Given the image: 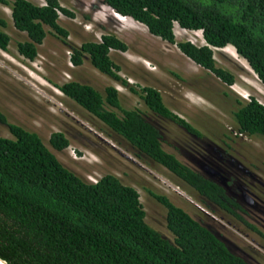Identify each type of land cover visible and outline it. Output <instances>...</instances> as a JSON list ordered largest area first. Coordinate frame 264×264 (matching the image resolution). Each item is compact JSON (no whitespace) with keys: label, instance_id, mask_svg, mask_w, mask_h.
<instances>
[{"label":"trees","instance_id":"trees-1","mask_svg":"<svg viewBox=\"0 0 264 264\" xmlns=\"http://www.w3.org/2000/svg\"><path fill=\"white\" fill-rule=\"evenodd\" d=\"M121 15L144 24L149 32L176 44L195 63L228 85L235 75L218 64L214 48L235 47L264 84V0H104ZM12 10L14 27L27 34L17 48L34 61L49 31L68 37L60 12L73 17L60 0L37 4L31 0H0ZM175 23L202 30L206 44L177 40ZM0 18V49L8 51L12 37ZM127 51V43L109 33L100 41L73 46L71 62L86 58L104 74L139 94L147 109L201 132L172 111L154 87L138 91L123 79L111 50ZM58 88L98 121L97 129L127 140L139 158L147 156L167 168L199 195L230 207L221 198L223 189L182 163L163 147L159 129L145 111L122 105L119 91L107 86L104 93L77 80ZM231 110L239 134L264 137V104L256 98H237ZM13 137L0 136V258L8 264H251L233 252L213 230L177 206L165 194H151L166 208V227L172 237L151 226L139 191L117 175L90 182L66 166L39 133L9 123ZM51 147L63 151L70 145L64 132H54Z\"/></svg>","mask_w":264,"mask_h":264},{"label":"rangeland","instance_id":"rangeland-1","mask_svg":"<svg viewBox=\"0 0 264 264\" xmlns=\"http://www.w3.org/2000/svg\"><path fill=\"white\" fill-rule=\"evenodd\" d=\"M93 1L60 0L74 13L69 17L60 12V23L68 30V37L49 31L34 61L19 53L17 44L25 40L27 34L14 27L11 8L0 3V18L7 21V32L12 37L8 51L0 49V113L9 123L39 133L59 159L86 180L97 182L107 174H114L125 184L135 187L140 193L148 223L164 236L172 237L166 227L167 210L151 191L167 195L251 264H264V234L247 223L221 219L219 213L202 205L192 189L179 185L180 181L167 168L139 158L137 150L121 136L111 138L99 131L98 121L58 88L72 80L90 84L103 93L107 86L116 87L122 105L144 110L147 118L160 127L164 148L183 160L171 144H175V139L190 137L187 131L150 112L139 94L99 71L89 58L75 66L71 62L73 46L100 41L105 34L117 35L128 45L127 51L113 49L110 52L120 67L118 74L138 91L149 86L160 90L167 106L204 136L213 134L209 125L213 121L225 127H238L231 112L236 97L246 101L256 98L264 104L263 82L232 45L214 48L218 64L236 77V82L230 86L187 57L176 44L151 34L146 25L138 21L127 25L114 18L112 8L104 0H100L103 7ZM174 30L179 41L205 44L201 31L184 29L178 23ZM61 131L70 140V145L57 151L50 146L49 140L54 132ZM0 136L13 137L8 125L1 120ZM241 141L244 149L240 146V153L245 154L248 165L264 181V137L244 135ZM248 221L264 233L262 222L257 224L249 218Z\"/></svg>","mask_w":264,"mask_h":264},{"label":"flooded vegetation","instance_id":"flooded-vegetation-1","mask_svg":"<svg viewBox=\"0 0 264 264\" xmlns=\"http://www.w3.org/2000/svg\"><path fill=\"white\" fill-rule=\"evenodd\" d=\"M111 13L114 18L124 21L127 25L135 24L129 18H123L113 10H111ZM211 120L213 121V119ZM148 121L150 120L148 119ZM150 122L159 129L162 135L158 124L153 121ZM209 125L214 131L210 136H204L202 133L199 136L178 125L186 130L190 137L187 136L184 140L175 139L173 141L175 144H171L184 157L183 160L177 154L171 153L175 154L182 163L201 176L219 185L224 192V196L221 198L230 209L199 195V193L186 186L183 182H180L179 185H182L185 189H192L202 205H205L211 211L219 213L221 219L231 218L247 223L253 230L263 235L264 233L261 230L248 221L249 218L253 219L257 224L258 222L264 224V181L248 165L245 154L240 153L239 147L241 146L244 149V144L241 143V140L244 139V134H239L235 128L231 126L225 127L216 121L209 123ZM143 157L151 160L147 156L143 155ZM183 200H187V198L185 197ZM193 204L195 207H199L198 204Z\"/></svg>","mask_w":264,"mask_h":264},{"label":"bare ground","instance_id":"bare-ground-1","mask_svg":"<svg viewBox=\"0 0 264 264\" xmlns=\"http://www.w3.org/2000/svg\"><path fill=\"white\" fill-rule=\"evenodd\" d=\"M93 3H95V4H97V5H99V6H102L103 7V3L100 1V0H94L93 1ZM106 9H107V7H105ZM110 8V7H109ZM111 9V8H110ZM111 10H113V9H111ZM114 11V10H113ZM114 12H116V11H114ZM116 13H118V12H116ZM120 16H122L123 18H129L132 22H137L136 20H134L133 18H131V17H128V16H124V15H121L120 13H118ZM122 22H124V21H122ZM0 264H6L4 261H1L0 260Z\"/></svg>","mask_w":264,"mask_h":264},{"label":"clouds","instance_id":"clouds-1","mask_svg":"<svg viewBox=\"0 0 264 264\" xmlns=\"http://www.w3.org/2000/svg\"><path fill=\"white\" fill-rule=\"evenodd\" d=\"M113 9V8H112ZM176 24V23H175ZM180 26V25H179ZM181 27V26H180ZM198 31H201L202 32V30H198ZM202 37H203V39H204V41H205V44H206V40H205V38H204V36H203V32H202ZM196 44V43H195Z\"/></svg>","mask_w":264,"mask_h":264},{"label":"water","instance_id":"water-1","mask_svg":"<svg viewBox=\"0 0 264 264\" xmlns=\"http://www.w3.org/2000/svg\"><path fill=\"white\" fill-rule=\"evenodd\" d=\"M1 261H4L3 259L0 258ZM6 264H8L6 261H4Z\"/></svg>","mask_w":264,"mask_h":264}]
</instances>
